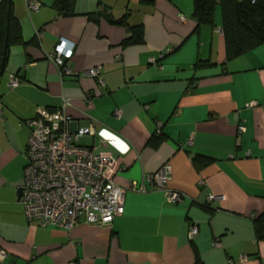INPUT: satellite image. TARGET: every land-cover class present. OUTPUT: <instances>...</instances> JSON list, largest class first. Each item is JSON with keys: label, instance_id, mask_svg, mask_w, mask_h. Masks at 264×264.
<instances>
[{"label": "crops", "instance_id": "obj_1", "mask_svg": "<svg viewBox=\"0 0 264 264\" xmlns=\"http://www.w3.org/2000/svg\"><path fill=\"white\" fill-rule=\"evenodd\" d=\"M35 1L42 7L30 12L27 0H13L32 44L12 47L5 65L0 45V264H195L196 250L204 264H264L254 229L264 213V45L226 62L220 14L216 28L196 31L193 0H77L73 17L60 16L55 0ZM100 7L143 25L145 43L123 47L125 27L88 18ZM61 40L74 45L73 75L49 59ZM204 61L213 65L196 66ZM96 67L100 79L85 75ZM63 108L73 132L95 128L79 144L117 161L109 172L117 185L147 190H127L110 226L65 230L24 215L23 122L39 109ZM197 155L214 161L198 169ZM165 164L180 203L150 182Z\"/></svg>", "mask_w": 264, "mask_h": 264}, {"label": "built area", "instance_id": "obj_2", "mask_svg": "<svg viewBox=\"0 0 264 264\" xmlns=\"http://www.w3.org/2000/svg\"><path fill=\"white\" fill-rule=\"evenodd\" d=\"M27 6L30 12L39 11L42 7L35 0H27ZM73 48L74 45L69 46V42L61 40L55 53L49 56L61 74H74L68 63L73 56ZM151 62L156 63V60L152 59ZM101 74V67L85 72L86 76L97 79ZM19 84L20 79L12 76L10 87ZM100 84L103 86L104 82L101 80ZM115 115L119 117L120 112L116 111ZM72 123L73 118L64 108L39 109L35 117L23 122L29 130L25 153L27 163L20 183L24 215L29 223L65 230L80 224L110 226L124 212L127 190H147L137 182H133L129 188L117 185L109 175L116 168L117 161L79 144L81 137L95 136V128H79L73 132ZM244 131L245 126H240L239 132ZM171 179L172 168L165 164L152 174L150 182L155 189L165 192L168 201L180 203L183 201L182 194L167 188ZM218 198L212 196L210 200ZM197 232L198 228L193 226L190 237ZM0 257H5L3 252H0ZM241 259L245 261L246 257ZM230 264L233 261L230 260Z\"/></svg>", "mask_w": 264, "mask_h": 264}, {"label": "trees", "instance_id": "obj_3", "mask_svg": "<svg viewBox=\"0 0 264 264\" xmlns=\"http://www.w3.org/2000/svg\"><path fill=\"white\" fill-rule=\"evenodd\" d=\"M77 0H55L54 8L62 17L76 15ZM221 9V31L226 46V62L235 60L245 54L253 52L264 45V0H193L192 17L197 23L196 31L206 25L216 28V12ZM13 0H0V45L4 65L8 61L10 49L14 46L29 45L23 38L20 20L14 15ZM88 18L98 22L105 17L109 23L125 27L129 36L123 40L122 46L143 45L145 43V28L143 25L131 26L128 15L119 19L101 8L97 12L88 13ZM209 61L199 62L196 66L211 67ZM214 160L197 155L194 165L200 169ZM255 237L257 242L264 241V213L254 220ZM195 264H204L196 250Z\"/></svg>", "mask_w": 264, "mask_h": 264}, {"label": "rangeland", "instance_id": "obj_4", "mask_svg": "<svg viewBox=\"0 0 264 264\" xmlns=\"http://www.w3.org/2000/svg\"><path fill=\"white\" fill-rule=\"evenodd\" d=\"M217 12L220 14V18H221V9L220 7L218 6V9H217ZM222 21V20H221ZM204 27H206V25H204Z\"/></svg>", "mask_w": 264, "mask_h": 264}, {"label": "water", "instance_id": "obj_5", "mask_svg": "<svg viewBox=\"0 0 264 264\" xmlns=\"http://www.w3.org/2000/svg\"><path fill=\"white\" fill-rule=\"evenodd\" d=\"M21 198V189L19 190V199Z\"/></svg>", "mask_w": 264, "mask_h": 264}]
</instances>
